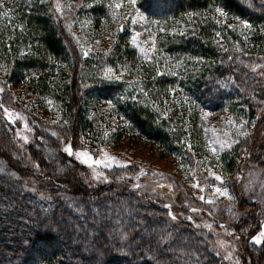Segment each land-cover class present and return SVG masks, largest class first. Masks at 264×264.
<instances>
[{
    "label": "trees",
    "instance_id": "1",
    "mask_svg": "<svg viewBox=\"0 0 264 264\" xmlns=\"http://www.w3.org/2000/svg\"><path fill=\"white\" fill-rule=\"evenodd\" d=\"M2 1L8 0H0V7ZM82 1L88 20L102 19L110 28L108 48L91 59L49 2L14 0L6 17L0 8V56L9 66L8 76L26 80L37 101L59 104V137L86 141L98 151L104 130L91 118L96 106L107 104L111 116L123 122L113 136L136 134L168 153L184 154L194 168L199 164L188 141H201L195 126L202 109L239 105L253 116L264 103V85L252 68L254 55L264 54V5L257 0H163L159 8H154L158 0H135L155 25L156 62L128 44L127 20L110 21L106 6L114 5L111 0ZM245 21L248 30L242 29ZM109 65L128 68V75L121 80L107 75ZM172 89L181 94L180 105L173 103ZM10 97L0 94L2 102ZM44 130L52 131L50 126ZM35 136L28 137L29 152L22 157L11 146L20 161L29 162L27 168L12 164L9 155L0 163V175L8 181L0 183V264H222L209 246V233L179 215L177 221L169 218L174 208L162 198L171 199L174 187L183 185L180 179L172 177L166 190L171 196H161L135 183L137 166L131 164L108 171V183L84 184L85 166L67 154L60 138L40 143ZM6 145L8 137L0 135V147ZM251 147L254 157L262 154L264 139ZM225 159L233 178L234 156ZM33 162L47 180L37 191L26 188L30 177H40L32 171ZM9 193L17 197L9 201ZM239 203L243 207L244 199ZM72 219L76 226L65 224ZM239 224L234 234L244 246L241 257L247 264H264V242L253 246L250 236L238 232Z\"/></svg>",
    "mask_w": 264,
    "mask_h": 264
},
{
    "label": "rangeland",
    "instance_id": "2",
    "mask_svg": "<svg viewBox=\"0 0 264 264\" xmlns=\"http://www.w3.org/2000/svg\"><path fill=\"white\" fill-rule=\"evenodd\" d=\"M41 1L37 0L39 3ZM43 1L52 5L54 14L57 16L56 19L63 20L64 28L70 31L79 49L88 59L101 52L104 53L108 48L110 28L102 19L98 23L95 20H88L85 11L80 10L83 5L82 0ZM111 1L114 5L107 4L106 6L110 21L115 22L117 19H121L124 22L127 20L130 29L126 39L128 44L132 45L144 59L156 62L160 55L152 19H148L138 11L135 0L134 2L133 0ZM256 2L259 5H264V0ZM13 5L14 0L3 3L0 7L3 17L10 15ZM162 5L163 0H158L157 7L154 8H159ZM246 6H249L248 3ZM227 20L231 21L232 19L228 18ZM241 24L243 25L242 29H246L248 26ZM60 66L65 68L66 64L57 62V67L60 68ZM8 67L0 56V88L3 89L0 94L5 96L10 94L11 96L5 102L0 99V105L10 110L14 120V122L9 121L4 114V107H0V123L3 126L0 127V135L8 137L10 142V146L0 147V163L7 161L8 158L5 155H9L12 164L18 163L25 169L29 162L20 161L14 155V149L19 152L20 156L28 154L29 136L36 135L39 137L40 143H42L41 140H45L44 138L50 139L51 136H55L60 138L61 146L67 154H69L67 149L70 146L72 154L69 155L85 166L86 173L81 175L84 184L108 183L110 180L107 175L108 171L131 164L137 166L135 183L146 190L153 188L157 190L156 194L161 196L168 194L166 190L171 184L172 177L180 179L183 185L180 183L179 189L174 187V194L172 196L168 194L171 199L165 197L164 200L162 198L163 201L169 203L167 205L170 206V209L174 208L168 213L169 218L171 221H177L179 215L190 221L195 227L203 228L206 233H209L211 236L209 246L220 256L222 264H247V261L241 257V249L244 246L234 234L235 225L240 223L238 232L242 237L250 236L248 239L253 246H260L263 243L257 244L252 241L251 237L264 229V151L260 155L259 153L255 154V157L257 155L255 159L251 144L253 145L255 140L258 142L264 139V116L261 114L264 113V103L252 110L253 116H251L249 108L239 105L202 109L199 121L195 126L201 141L195 144L188 141V146L194 151L193 155L199 164L193 168L192 166H195L196 163L191 165L184 154L168 153L157 143L145 140L136 134L121 133L119 136H113L112 134L117 132L116 129L121 130L118 124H123V122L117 121L111 116L112 108L107 104L96 106L91 118H94L93 125L98 130H104V135L100 137L104 141L98 151L91 150L86 141L84 144H81L79 140L70 142L65 134L59 137L60 131L57 129L61 127L59 120L63 119L59 104L53 103L51 100L37 101L31 88H27L26 80L21 79V81L15 82V77L8 76ZM252 68L255 69L256 76L264 85V54L254 55ZM105 73L121 80L128 75V68L121 66L118 69L115 65H109L105 68ZM170 93L173 95V103L177 102L176 105H180L181 99L178 96L181 94L177 95L173 89ZM46 126H50L52 129L49 134L44 130ZM36 136L35 138H37ZM222 143L225 146L222 147ZM11 146L14 149L11 150ZM49 153L50 151L47 155ZM227 155L234 156L233 160L236 163V166L233 167L236 175L233 178L229 174L228 170L230 169L225 165L224 160ZM259 156L260 158H258ZM93 161L101 162L94 163ZM30 166L32 171L38 173L41 178L30 177L26 188L31 191L43 189L45 183L42 181L47 180L43 179L44 174L41 173L40 166L36 162ZM3 176L7 175H0V183L8 185L7 177ZM217 177H222V179H217ZM159 185H163L161 189L158 187ZM217 188L221 191L226 189L228 194L222 195L221 192L216 191ZM182 189L187 191L185 195L181 191ZM187 194L191 196L190 199H187ZM44 195L49 197L48 194ZM15 197L17 195L12 193L5 196L10 199L9 201ZM241 199H244L245 202L243 207H240ZM65 224L73 226L75 221L74 219L67 220ZM62 225L59 223L54 227L58 230ZM143 235L147 236L146 233ZM54 244L57 245V243Z\"/></svg>",
    "mask_w": 264,
    "mask_h": 264
},
{
    "label": "snow or ice",
    "instance_id": "3",
    "mask_svg": "<svg viewBox=\"0 0 264 264\" xmlns=\"http://www.w3.org/2000/svg\"><path fill=\"white\" fill-rule=\"evenodd\" d=\"M133 2H134V0H133ZM117 7H119V5H117ZM244 24L248 25V22L245 21ZM85 54H87V53H85ZM0 91H3V89L0 88ZM0 107H4V106L0 105ZM4 114L8 118L9 121H13L14 122L13 115H12V113L10 112V110L7 107H4ZM25 139H27V137H25ZM221 146L223 147L225 145L222 143ZM67 151L69 152V154H72V149H71L70 146L68 147ZM213 151H215V148H213ZM93 162L94 163H100L101 161H93ZM109 166H111V165H109ZM213 175H214V173H213ZM217 179H222V177H217ZM197 187H199L198 184H197ZM216 191L217 192H221L222 195H227L228 194L226 189L221 191V189L217 188ZM201 198H203V197H201ZM168 207H170V206H168ZM170 214L174 215L172 213H170ZM251 239H252L253 242H255L257 244L264 242V229H262L259 234L253 235L251 237Z\"/></svg>",
    "mask_w": 264,
    "mask_h": 264
}]
</instances>
